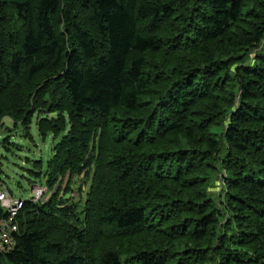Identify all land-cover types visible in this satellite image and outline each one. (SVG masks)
<instances>
[{"label": "trees", "instance_id": "1", "mask_svg": "<svg viewBox=\"0 0 264 264\" xmlns=\"http://www.w3.org/2000/svg\"><path fill=\"white\" fill-rule=\"evenodd\" d=\"M5 117L46 187L95 166L83 229L24 199L0 264H264V0H0Z\"/></svg>", "mask_w": 264, "mask_h": 264}, {"label": "rangeland", "instance_id": "2", "mask_svg": "<svg viewBox=\"0 0 264 264\" xmlns=\"http://www.w3.org/2000/svg\"><path fill=\"white\" fill-rule=\"evenodd\" d=\"M3 124L1 133L5 136L8 135L11 145L7 144L8 149L5 148L1 143V138H4V135L1 136L0 187L3 185L4 188H7L12 197L23 200L30 199V192L35 194L40 185L46 186L44 169L51 156L52 143L55 139H52L49 135L42 139L33 122L28 127L29 136H22V134L26 133H20L23 126L20 124H14L13 126L8 117L4 118ZM96 146L97 136L95 139L89 141V147L84 160L96 156L97 150H93L94 148L96 149ZM36 162H41V169L43 170L38 175L33 172L40 170ZM94 166L95 162L92 161L89 167L85 168L80 174L72 175L70 179L68 174H65L64 177H58L52 186H47L44 198L42 197V200L47 201L57 194V204L66 206L70 210L69 216L62 215L60 217L61 221L69 228L75 227L82 230L84 227V201L90 189ZM214 166L216 170L209 173L210 182L204 190L208 197L217 200L218 203V196L222 190L221 178L225 172L218 171L219 165L217 163ZM68 184L69 188H66ZM64 196H67L69 200L65 201ZM98 242L99 239L96 240V244Z\"/></svg>", "mask_w": 264, "mask_h": 264}, {"label": "built area", "instance_id": "3", "mask_svg": "<svg viewBox=\"0 0 264 264\" xmlns=\"http://www.w3.org/2000/svg\"><path fill=\"white\" fill-rule=\"evenodd\" d=\"M45 192L46 187L40 186L35 194L31 192L32 200H40ZM21 207V199L12 197L7 189L0 188V252L2 253L11 251L15 247L16 234L19 233L17 215Z\"/></svg>", "mask_w": 264, "mask_h": 264}]
</instances>
